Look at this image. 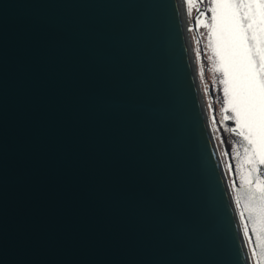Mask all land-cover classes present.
<instances>
[{
  "label": "water",
  "instance_id": "water-1",
  "mask_svg": "<svg viewBox=\"0 0 264 264\" xmlns=\"http://www.w3.org/2000/svg\"><path fill=\"white\" fill-rule=\"evenodd\" d=\"M0 264H250L180 0H0Z\"/></svg>",
  "mask_w": 264,
  "mask_h": 264
},
{
  "label": "snow or ice",
  "instance_id": "snow-or-ice-1",
  "mask_svg": "<svg viewBox=\"0 0 264 264\" xmlns=\"http://www.w3.org/2000/svg\"><path fill=\"white\" fill-rule=\"evenodd\" d=\"M205 11L209 47L223 74L224 119L234 121L228 131L240 138L236 156L247 163L240 178L245 208L249 219L264 224V0H210ZM257 247L252 254L262 264L264 247Z\"/></svg>",
  "mask_w": 264,
  "mask_h": 264
},
{
  "label": "rangeland",
  "instance_id": "rangeland-1",
  "mask_svg": "<svg viewBox=\"0 0 264 264\" xmlns=\"http://www.w3.org/2000/svg\"><path fill=\"white\" fill-rule=\"evenodd\" d=\"M201 2L202 4H199L198 0H183L184 15L187 16L185 22L189 30L197 78L203 94L215 147L229 182L231 193L235 196V183L239 186H245L240 178L242 174L247 172V163L236 156V151L240 148V138L236 133L228 131L229 127H236L234 121L224 119L223 85L220 83L223 74L219 70L220 61L218 57L214 54L213 48L209 47L208 29L204 27L205 22L211 16L210 12L205 11L210 0H201ZM202 11L205 14L200 17ZM198 17H200L199 23H197ZM238 213L245 230L244 235L247 240L248 251H250V258H252L251 262L257 264L256 257L252 254L253 244L250 234L240 211Z\"/></svg>",
  "mask_w": 264,
  "mask_h": 264
},
{
  "label": "bare ground",
  "instance_id": "bare-ground-1",
  "mask_svg": "<svg viewBox=\"0 0 264 264\" xmlns=\"http://www.w3.org/2000/svg\"><path fill=\"white\" fill-rule=\"evenodd\" d=\"M180 8H181V14H182V19H183V24H184V26H185V28L187 29V32H188V27H187L186 22H185V18H186V17H185V15H184V13H185V9H184V3H183V0H180ZM183 10H184V12H183ZM239 224H240V222H239ZM241 230H242L243 239H244V241H245V245H246L247 257H248V259H249L250 264H252V262H251V258H250V253H249L248 248H247V242H246V238H245V235H244V231H243L242 228H241Z\"/></svg>",
  "mask_w": 264,
  "mask_h": 264
}]
</instances>
